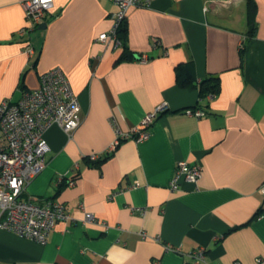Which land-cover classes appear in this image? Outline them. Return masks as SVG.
<instances>
[{
	"label": "crops",
	"instance_id": "obj_1",
	"mask_svg": "<svg viewBox=\"0 0 264 264\" xmlns=\"http://www.w3.org/2000/svg\"><path fill=\"white\" fill-rule=\"evenodd\" d=\"M24 1L0 0V102L18 101L59 68L81 122L71 136L56 124L45 131L46 166L22 195L63 203L70 219L45 244L0 229V264H185L199 247L207 264H264V0H254L257 30L247 41L245 0L132 7V59L122 61L121 47L98 40L118 11L110 0H53L46 28L21 36ZM188 63L192 84L219 79L216 95L200 99L176 82V67ZM161 104L146 140L109 151ZM195 108L205 116L185 114ZM180 161L200 165L201 176L171 191Z\"/></svg>",
	"mask_w": 264,
	"mask_h": 264
},
{
	"label": "built area",
	"instance_id": "obj_2",
	"mask_svg": "<svg viewBox=\"0 0 264 264\" xmlns=\"http://www.w3.org/2000/svg\"><path fill=\"white\" fill-rule=\"evenodd\" d=\"M110 1L118 7V11L113 14L112 28L108 33L101 34L98 40H112L120 47L116 32L121 22L126 19L127 11L132 7H148L150 0ZM22 5L25 9V25L19 30V34L24 36L45 21L52 12L53 0H26ZM158 45L159 42L154 40L153 46ZM242 46L243 43H240L241 48ZM26 52L32 53L27 42ZM141 59L145 61L146 56L141 55ZM165 109L166 105L161 104L152 113L146 114L130 132L119 136L109 151L115 150L126 140H146L149 137V127ZM185 114L196 118L205 116V112L199 108L188 109ZM80 122L77 96L59 68L41 74L38 87L23 91L18 101L4 99L0 102V229L20 238L45 244L56 224L70 219L65 204L51 200L38 203L24 199L22 195L27 184L46 166L49 147L44 139L45 131L52 124H56L71 136ZM97 158L96 155L90 156L91 161ZM200 176V165L180 161L175 166L169 189L177 190L179 179L196 184ZM72 183L73 181L69 182ZM259 192L264 196V183L260 185ZM79 207L82 209L83 204H79ZM95 221L92 214H84V223L91 224ZM101 225L106 227L103 222ZM168 249L175 251L170 246ZM185 264H207L206 249L199 247L190 252Z\"/></svg>",
	"mask_w": 264,
	"mask_h": 264
},
{
	"label": "trees",
	"instance_id": "obj_3",
	"mask_svg": "<svg viewBox=\"0 0 264 264\" xmlns=\"http://www.w3.org/2000/svg\"><path fill=\"white\" fill-rule=\"evenodd\" d=\"M246 4V41L251 39L257 30L256 22V4L254 0H245ZM117 40L120 43L122 53L118 58V61L131 60L132 57L126 45V20L121 22L119 28L117 29ZM192 63L186 65H178L175 71L176 82L182 87H196L198 89V94L200 99H204L206 96H214L219 91V79L217 77H209L200 81L197 85L192 84ZM262 208L258 210L261 212Z\"/></svg>",
	"mask_w": 264,
	"mask_h": 264
},
{
	"label": "water",
	"instance_id": "obj_4",
	"mask_svg": "<svg viewBox=\"0 0 264 264\" xmlns=\"http://www.w3.org/2000/svg\"><path fill=\"white\" fill-rule=\"evenodd\" d=\"M38 28H39V29H44V28H46V22H42V23H40L39 26H38Z\"/></svg>",
	"mask_w": 264,
	"mask_h": 264
}]
</instances>
